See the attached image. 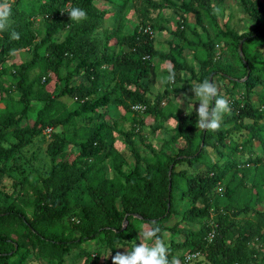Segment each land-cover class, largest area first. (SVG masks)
I'll list each match as a JSON object with an SVG mask.
<instances>
[{"label": "trees", "instance_id": "trees-1", "mask_svg": "<svg viewBox=\"0 0 264 264\" xmlns=\"http://www.w3.org/2000/svg\"><path fill=\"white\" fill-rule=\"evenodd\" d=\"M96 1L98 0H15L8 27L0 32V67L13 52L32 48L35 62L52 72L45 82H50L54 77L58 82L61 81V67L77 49L73 45L75 35L70 34L60 41L57 34L69 28L72 20L67 12L71 8L79 7L87 13V17H92L95 14L93 6ZM166 1L168 5L175 4L174 0ZM211 1L191 0L184 3V7L194 13L201 9L209 14L212 20H216L211 13ZM244 4L254 25L243 31L228 29L218 33L230 38V43L237 51L239 43L244 40L242 51L245 71L241 75H233L224 67L218 66L219 56L215 55V44L210 40L206 42L209 56L200 60V73L197 74L194 67L181 61V48L175 46L173 52L169 53L159 51L154 40L153 26L142 24L136 27L132 34L122 37L121 44L128 43V50L120 49L115 53L106 46L103 56L97 61L89 62L88 56L83 59V74L92 82L91 86L73 83L80 73L79 67L65 75V86L61 94L76 98L79 103L76 109H64L58 115H50L49 111L57 103V96L44 91L41 98L45 105L40 109L39 118L33 125H21V121L12 112L0 115V140L10 135L17 140L10 147H4L0 143V163L12 158L21 148L28 145L33 137L47 128L66 127L73 123L77 116L87 113L92 112L95 116L88 125L76 127L71 138L59 133L53 135L46 149L51 158L49 174L31 184L35 194L31 216L16 202L0 205V264H16L12 261L15 255L12 252L16 250V245L18 251L36 248L45 257L58 261L64 260L87 242L98 241L101 247L111 251L118 245L128 244L132 250L136 243L129 241V238L135 239L137 236H129L137 233L143 226L159 227L161 231L158 236L162 240L166 232L172 233L173 239L167 247L169 261L187 247L190 253L201 252L209 264H264V207H260L264 198V183L253 184L250 188L254 192V204H247L233 214L232 209L227 208V212H219L199 230L168 225L169 219L176 213V189H182L185 194L195 199L201 198L204 202L203 206L186 211L183 219L194 222L200 217L208 218L210 194L224 179L227 168L236 163V153L245 151L255 140L260 142L264 153V122H261L264 120V102L259 106L250 102V94L257 91L259 86L264 87V55L258 48L264 46V7L260 0H244ZM37 14L42 15L46 22L45 33L40 40L32 28L33 17ZM185 27V22L180 21L179 28L171 32L186 39ZM93 28H88L87 31ZM13 31L19 34L18 40L11 39ZM114 35L115 33H112L109 38ZM80 48H84L83 43H80ZM154 57L170 60V69L174 72L188 71L201 82L205 79L210 81L211 75L220 76L232 84V87L243 90L246 101L244 104H235L233 110L221 122L220 129L215 132H198L191 122L185 120L183 128L178 130L173 138L184 139L186 147L179 149L175 154L165 155L164 158L146 161L134 139L136 129L124 130L115 122L111 125L103 122L104 113L100 109L110 102L111 92H116V100L120 105H143L144 111L162 116V96H158L151 105L148 97L150 88L146 83L150 78V64ZM104 64L109 65L117 77V89L107 91L102 97L92 100L90 97L94 92L93 86L97 85L106 73L103 70ZM32 68V64L25 62L16 69L18 85L25 100H28L31 94L27 83ZM169 84L167 83V87ZM219 97L221 95L218 91L216 98ZM228 124L231 126L227 127ZM235 131L245 134L246 138L240 143L234 142L230 148L232 141L228 142V138ZM115 134L124 137L134 158L131 172L126 173L123 170L122 154L110 146L107 155L113 156L112 167L118 175L117 178L108 176L99 164L104 156V148ZM199 137L200 141L195 145ZM71 144L79 146L76 153L67 150ZM223 148H230L231 153H226ZM210 149L218 151L220 157L213 160L210 157ZM222 157L224 160L220 162ZM183 162L188 165L203 163L205 168L190 175L186 169H177V165ZM82 182L87 183L94 205L73 211L69 193ZM243 211L251 212L252 218L239 223L234 216ZM212 230H215V234L210 240L208 235ZM178 235L183 236V240L176 241L175 237ZM255 239L261 249L250 246ZM99 256V253L96 254L93 261L98 262Z\"/></svg>", "mask_w": 264, "mask_h": 264}, {"label": "rangeland", "instance_id": "rangeland-1", "mask_svg": "<svg viewBox=\"0 0 264 264\" xmlns=\"http://www.w3.org/2000/svg\"><path fill=\"white\" fill-rule=\"evenodd\" d=\"M175 4L168 5L165 0H98L93 6L94 16L87 17L77 23L71 21L69 28L62 30L57 34L60 41L66 39L70 34L75 35L74 46L77 49L75 54L68 57L62 67L61 81H57L56 77L50 82H45L50 77L51 70L46 68L39 62H35V54L32 48L13 52L9 59L0 67V115L7 112L15 114L16 118L21 121V125H33L39 118V111L44 107L45 101L41 98L44 91H49L57 96V103L49 111L50 115H58L64 109H76L79 106L76 98L62 95V89L65 86V75L72 69L79 67L80 73L77 75L73 83L91 86L92 82L85 77L83 59L88 56L89 62H95L100 59L106 46L117 53L120 49L128 50L129 44H121L122 37L132 34L136 27L142 24H150L155 30L154 40L156 48L163 53H169L174 47L181 48V61L194 67L197 74L200 73V60L209 56L206 42L209 40L215 44V55L219 56L218 66L224 67L233 75H241L245 71V61L243 51H237L230 43L232 40L218 33L225 30H246L254 25V21L250 18L244 0H212L211 13L216 17L212 18L205 11L199 9L196 13L187 11L184 3L191 0H174ZM264 7V0H260ZM215 9H219L215 12ZM186 24V39L173 34L171 31L179 28V22ZM46 22L42 15L37 14L33 17V30L38 34V40L45 33ZM94 27L87 31L88 28ZM86 29V30H85ZM115 35L109 38L111 34ZM80 43L84 44V48H80ZM217 44L219 47H217ZM264 55V46L258 47ZM173 52V51H172ZM211 53V52H210ZM30 63L33 68L29 74L27 83L28 90L31 91L28 100H25L23 91L18 85V73L16 69L22 63ZM81 65V66H79ZM150 78L146 81L150 88L148 94L151 105L155 103L158 96H162L161 109L163 115L160 116L154 112L137 109L133 105H120L116 100L117 93L111 92V100L106 107H102L100 111L104 113L103 122L113 124L114 122L124 130L136 129L134 139L140 150L141 156L147 161H154L164 158L165 155L175 154L179 149L186 147L184 139L174 140L173 135L183 128L184 121L191 122L198 132L201 129L196 127L198 116L196 109L199 102L195 98L192 87L195 84L202 83L196 76L190 72L182 70L175 72V80L167 87V83H162L163 79L168 76V69L172 67L170 60L154 57L151 60ZM110 66L103 65L106 71L102 79L97 85L93 86L94 92L91 95L92 100L102 97L107 91L117 89V77L111 71ZM244 79V78H243ZM221 97L225 98L229 103L230 111L223 115L222 121L225 119L237 103L244 104L246 99L243 96L244 91L229 84L228 81L219 77H212ZM116 93V94H115ZM234 102V103H233ZM250 102L254 106H259L264 102V87L259 86L257 91L250 94ZM128 104V101H126ZM194 104V105H193ZM193 105V111L191 108ZM211 105V104H210ZM94 114L87 113L77 116L75 121L68 126H58L56 129L47 128L38 136L33 137L28 145L21 148L12 158L4 160L0 163V205H8L12 202L20 204L26 209L31 216L32 204L35 194L31 184L33 181H40L43 177L48 176L51 169V158L46 149L48 143L55 133L62 134L68 138L73 137L74 129L82 125H88L93 121ZM221 121V122H222ZM261 122H264L262 120ZM231 125L228 124L227 127ZM245 134L240 132H232L228 142L232 141L230 148L234 142H241ZM16 138L12 135L1 139L0 143L4 147H10L16 142ZM200 141L197 139L195 145ZM114 147L122 154L124 158L123 170L130 173L134 158L131 155L130 147L124 137L115 134L113 139H109L108 145L103 150V157L99 164L103 171L111 177H118L112 167L113 156L107 155V151ZM230 148H223L226 153H231ZM79 149L77 145H69L67 150L76 153ZM210 157L215 160L220 157L218 151L210 149ZM237 161L229 166L226 170L225 177L213 189L210 194V212L207 217H200L194 222H188L183 219V214L193 207L203 206L204 202L201 198L195 199L185 194L182 189H176L174 192V204L176 213L169 219L168 225L191 227L199 230L200 227L210 219H214L219 212H227V208L232 209L231 212L236 213L247 204H254L253 184L264 183V153L263 148L257 140L253 145L245 151L237 152ZM221 158L220 162H223ZM205 168V164L196 163L188 165L186 162L177 165V169H186L190 175H193ZM69 198L73 211H78L83 207L94 205V200L88 192L86 182H82L69 193ZM261 208L264 207V198L262 199ZM231 207V208H230ZM252 218L251 212H241L234 216L239 222H245ZM146 227V226H143ZM142 227L133 233L129 241L139 245L146 243L148 246L155 244V239L143 240L140 236ZM173 235L171 232L164 234V244L166 248L169 246ZM134 240V241H133ZM176 241L183 240V236L175 237ZM250 246L258 249L261 247L255 239ZM18 247L12 253H15L12 261L16 264H111V258L107 260L105 257L115 255L117 252L125 253L131 251L128 244L118 245L115 250L101 247L98 241L87 242L81 248L75 249L64 260L58 261L45 257L38 249L18 251ZM18 251V252H17ZM99 253V261L94 262V256ZM190 253L189 248H184L178 252L177 259L180 264H209L203 255L196 260L187 261L186 256Z\"/></svg>", "mask_w": 264, "mask_h": 264}, {"label": "clouds", "instance_id": "clouds-1", "mask_svg": "<svg viewBox=\"0 0 264 264\" xmlns=\"http://www.w3.org/2000/svg\"><path fill=\"white\" fill-rule=\"evenodd\" d=\"M14 3L15 0H0V32L5 31L8 27ZM214 11L218 12L219 9ZM67 14L72 21L77 23L87 19V13L79 7L71 8ZM11 39L18 40L19 34L13 31ZM168 71L169 75L163 79L162 83L174 82L175 72L172 69ZM191 89L199 102V107L196 109L198 116L196 127L201 130L218 131L221 127L223 115L230 111L228 101L223 97L216 98L218 96L217 85L207 79L202 83L195 84ZM193 105H191L192 111ZM160 231L159 227H142L140 236L145 241L155 238L153 246L140 243L135 245L131 251L117 252L114 256L110 254L104 259L107 260L110 257L111 264H180L179 259L175 257L169 261L164 241L158 236Z\"/></svg>", "mask_w": 264, "mask_h": 264}, {"label": "built area", "instance_id": "built-area-1", "mask_svg": "<svg viewBox=\"0 0 264 264\" xmlns=\"http://www.w3.org/2000/svg\"><path fill=\"white\" fill-rule=\"evenodd\" d=\"M135 108L137 109H144V106L143 105H136L134 106ZM212 225H214V223H212ZM214 234H215V230H212L210 233H209V239L212 240V238L214 237ZM202 257V253L201 252H192V253H189L187 256H186V260L187 261H192V260H196L198 258H201Z\"/></svg>", "mask_w": 264, "mask_h": 264}, {"label": "water", "instance_id": "water-1", "mask_svg": "<svg viewBox=\"0 0 264 264\" xmlns=\"http://www.w3.org/2000/svg\"><path fill=\"white\" fill-rule=\"evenodd\" d=\"M243 43H244V40H242L240 43H239V49L240 51H242V48H243ZM212 77L213 75L210 76V81L212 82ZM169 191L171 192V184L169 185ZM18 247V245H16V248Z\"/></svg>", "mask_w": 264, "mask_h": 264}]
</instances>
